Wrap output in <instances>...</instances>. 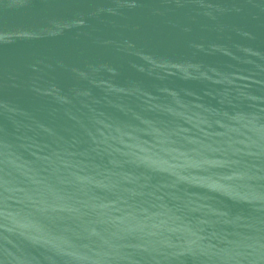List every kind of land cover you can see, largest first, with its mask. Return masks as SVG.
Returning <instances> with one entry per match:
<instances>
[{"label":"water","instance_id":"water-1","mask_svg":"<svg viewBox=\"0 0 264 264\" xmlns=\"http://www.w3.org/2000/svg\"><path fill=\"white\" fill-rule=\"evenodd\" d=\"M0 264H264V0H0Z\"/></svg>","mask_w":264,"mask_h":264}]
</instances>
